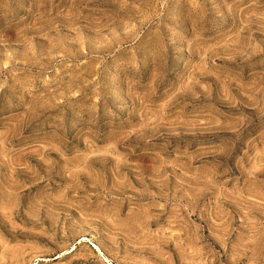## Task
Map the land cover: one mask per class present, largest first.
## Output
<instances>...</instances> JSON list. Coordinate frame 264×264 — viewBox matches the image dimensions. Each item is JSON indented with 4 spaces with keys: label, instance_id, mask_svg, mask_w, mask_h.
I'll return each mask as SVG.
<instances>
[{
    "label": "rangeland",
    "instance_id": "obj_1",
    "mask_svg": "<svg viewBox=\"0 0 264 264\" xmlns=\"http://www.w3.org/2000/svg\"><path fill=\"white\" fill-rule=\"evenodd\" d=\"M0 264H264V0H0Z\"/></svg>",
    "mask_w": 264,
    "mask_h": 264
}]
</instances>
